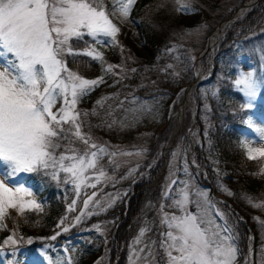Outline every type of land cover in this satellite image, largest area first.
Segmentation results:
<instances>
[{
  "label": "snow or ice",
  "instance_id": "6c2138e0",
  "mask_svg": "<svg viewBox=\"0 0 264 264\" xmlns=\"http://www.w3.org/2000/svg\"><path fill=\"white\" fill-rule=\"evenodd\" d=\"M136 2L118 0L124 17L130 16ZM181 8L194 10L191 4L181 5ZM110 15L106 0H0V157L15 161L16 167L10 175L40 170L47 174L51 170L52 178L56 180L60 173H64L63 182L71 183L77 193L82 186L95 189L102 180L109 179L100 165L105 156L110 157L109 163H113L111 157L116 153H110L103 145L90 143V136L82 131V114L77 110L79 101L103 84L104 77L79 75L68 67L67 58L86 55L103 60V53L92 48L76 49L73 41L83 40L87 35L100 43H103L101 37H110L113 43H117L120 28ZM120 67L108 64L107 71L120 75L114 72ZM179 75L178 72L173 73L174 77ZM233 84L246 97V102L240 103L239 109H252L253 101L261 90L255 70H241ZM246 123L264 141V128L251 119ZM73 130L74 137L86 146L82 154L62 143L70 141L69 133ZM62 147H65V152L57 155V149ZM242 147L249 160L264 157V148L251 147L247 140L242 142ZM123 154L132 155L130 152ZM171 183L175 185L178 181L172 180ZM223 190L233 194L227 188ZM96 195L93 192L87 196L83 201L84 209ZM195 195L197 199L190 200L186 187L183 198L173 202L179 214H163L162 223L167 230L162 234L160 248L164 250L167 264H236L237 247L234 235L230 234L232 230L222 227L209 215L211 202L202 198L204 194ZM26 197H33L32 189L23 184L10 187L0 181V228L7 227L4 220L9 210L20 214L26 209L42 210L34 198ZM99 203L96 201L97 205ZM190 204H195L196 212L189 210ZM74 205L75 201L69 205V210ZM83 215L82 212L75 218L77 224ZM65 219L61 218L57 225L63 232L69 231L68 227L61 228ZM144 231L141 229V235ZM59 234L57 232L48 239L56 240ZM32 242L29 238L28 243ZM141 242L138 238L135 243ZM9 243L13 246L19 243L14 232L4 240L5 245ZM3 250L0 247V251ZM49 251L42 248L41 255L48 264H52ZM142 251L134 249V257ZM10 255L15 258L17 250L12 249ZM5 264H17V261L6 259ZM64 264H71V261Z\"/></svg>",
  "mask_w": 264,
  "mask_h": 264
},
{
  "label": "rangeland",
  "instance_id": "374dc122",
  "mask_svg": "<svg viewBox=\"0 0 264 264\" xmlns=\"http://www.w3.org/2000/svg\"><path fill=\"white\" fill-rule=\"evenodd\" d=\"M138 1L139 0H137V2ZM123 2L126 3V0H123ZM256 3L257 0H223L221 7L226 8L231 6V4H235L238 8L234 6L237 9L236 13L230 20H224L223 22H220V20H217L215 17L213 19H206V16L202 13V9L198 7L192 6L194 10L187 11L181 8V5L186 3H182L178 6V16L183 25L191 30L190 34L186 36V38H188V44H182V48L187 49L193 57H196V54L203 46H205L203 52L206 51L205 49L208 41H210V46H208V50L205 52H209L210 54L206 57L209 60L207 70L202 72L200 54L196 58L197 64H195L193 69L194 73L199 72L197 81L201 79L197 91L198 95H196L197 98L192 95L194 88L192 89V87H190V89H188L190 100L187 102L186 108L193 109L191 112L192 117L196 113L194 111L195 105L193 104L195 99L198 100L201 98L203 100V113L210 114L211 103L208 99L219 100L222 98L224 95L223 86L226 84L239 91L233 84L234 79L238 77L241 70L245 72L251 71L249 69L254 66V60L251 58L250 54L244 50L240 42L236 44L232 55L229 53L217 55L214 46L218 38L226 32L227 27L233 20L243 16V14ZM135 5L132 8L130 16L124 17L119 10L120 4L118 0H109L108 11L111 14L110 18L119 28L120 25L126 27L128 33L127 39L137 47L140 57L145 60H153L158 56V50L154 46H148L144 43V38L137 25V21L132 17ZM218 26L220 28L219 34L217 30ZM251 27L253 33L259 34L264 31V9ZM116 40L121 41L126 40V38H123V36L120 37L117 34ZM120 46L122 48L121 60L124 61L126 58L131 57L128 56V53L133 54L131 44L129 42L127 44L124 41L120 42ZM129 48L130 50H128ZM253 49L256 50L257 58L259 59V62L254 66L257 67L255 69V77L261 82V90L258 97L253 101V109L257 107L256 103H261L263 109L261 111L253 110L247 120L251 119L257 126L264 128V79L260 75H256L264 69V38H261ZM103 60L105 62L104 71L96 77L103 76L105 82L96 87L90 94L83 97L77 105V110L82 114V131L90 136V143L95 142L98 145H103L107 147L110 153L115 152L116 155L111 157L114 161L113 163H109L110 157L105 156L100 165L109 177L107 181L102 180L95 189L82 186L79 190L78 194H83L81 201H78L77 198L73 200L75 204H78L76 217L80 216L82 212L84 213L83 216H85L89 215V213L96 214L105 211L127 192L132 182H142L148 175L150 168L160 163L161 167L159 172L154 175L152 179L153 182L146 186L145 194L143 198H141L138 209L132 215L128 238H126L125 243L121 246V249H127L128 264H137V262L138 264H167L164 250L160 248V242L163 239L162 234L167 230L166 225L162 223L163 214L164 212L169 213V215L179 214V210L174 206L173 202L183 198V191L186 187L189 191L190 200L194 201L197 199L196 193H202L204 194L202 198L210 200L211 206L209 208V215L222 227L226 228L224 223H227L229 220L226 209L231 210L236 218L242 221L248 220L234 202L223 194L218 195V197L215 196L212 193L211 187L202 186L190 170L187 161L188 155L192 144L195 143L194 141L197 138L193 135L192 128L190 127L187 135H183V133L178 134V130L181 126V121L179 122L180 109L179 105H177L178 103L170 104L166 112L168 115L165 114L167 109L166 99L170 93H168V90H172L171 88L175 83H173L174 81L170 83L169 86H166L164 91L158 90L160 87H155L156 82L164 81V77L167 76V73H161V71L152 73L151 69H148L143 81L132 84L135 88L146 85V89H148L146 91L148 92L141 95L128 90L127 85L130 83L128 77L131 75L130 71L132 70L130 67L121 64L122 62H115V64L105 56H103ZM165 61V63L168 64L169 59ZM216 63L224 70V73L221 74L222 83L218 82V80L211 81L208 77L210 76V69L213 68ZM108 64L121 65L120 68L114 69V72H119L120 75L108 72ZM69 68L75 71L71 67ZM183 73H185V77H183L182 80L186 82L190 81V77H187L189 74L186 72ZM173 78L175 80V77ZM213 93H216V95L214 96ZM238 93H240V97L242 98V101L238 102L239 107L240 103L246 102V97L242 92L239 91ZM88 99L90 101H88ZM58 106L59 105H57V107ZM164 116L165 121H162ZM177 116L179 118H177ZM174 118H176V122ZM204 131H209L208 126L205 127ZM69 137L70 141L62 142L65 147L70 150L75 149L77 154H82L86 150V146L74 137V130L73 133H69ZM206 137L207 142L205 148L207 154L214 160L215 164L219 165L220 181L226 184L231 178L237 176L224 165L223 161H219V152L212 144L213 139L211 135L208 134ZM241 140L242 142L247 140L250 146L254 148L264 146V141L259 139L255 129L250 127L248 123H246V128ZM174 141L175 143H173ZM65 147L57 149V155L65 152ZM167 149L170 151L167 152ZM129 152L132 153V155L123 154ZM68 154H71V152L69 151ZM163 159L165 164L162 161ZM185 161L187 162L186 164ZM12 162L15 164V161ZM185 167L187 168L186 172ZM202 170L204 171L203 173H205V169L203 168ZM0 175L2 174L0 173ZM172 180H177L178 183L173 185L171 183ZM92 182H94V180L89 181V183ZM185 182H187V185ZM7 183L9 186H19L9 181H7ZM69 184L77 194L75 187L71 183ZM93 192H96L97 195L94 197L92 203L89 204V207L84 209L83 201L87 199V196L92 195ZM37 197V194L33 191V197H26V199L34 198L39 202ZM96 201L100 202L99 205L96 204ZM222 203L224 206H227L226 209ZM189 210L196 212L197 209L195 204H190ZM216 210H219V212ZM219 213H223V215L221 216ZM73 220H75V218ZM113 223L114 220L110 217V219L107 220L94 222L92 226L96 231L105 235L109 232ZM247 224L251 225L249 220ZM16 227H18V225ZM141 229L145 230L143 235H141ZM248 231L249 240L253 238V233L249 227ZM11 232V234H13V232L16 233L17 231L12 230ZM11 234L8 233V236ZM15 238L19 241L16 234ZM138 238L142 242L136 244L135 242ZM79 242L80 240L63 241L59 247H55L60 248V250H56L54 255L48 252V255L52 259V264H58V262L59 264H64L65 261L69 260L72 264L73 255L76 253ZM9 245V248H6L4 245L0 246L4 249L0 251V264H5L6 259H16L17 264H48L47 260L41 255V249L28 251L26 246L18 247L19 244L13 246L11 243H9ZM247 247H249L251 251V253L247 251L251 256L252 249L254 248L252 242H248ZM43 248L48 249V245L46 244ZM55 248L52 250L54 251ZM12 249L17 250L15 258L9 254ZM134 249H142L143 251L138 252L134 257ZM149 252L152 254L150 255ZM250 256L248 255V261ZM93 264H108L103 252Z\"/></svg>",
  "mask_w": 264,
  "mask_h": 264
},
{
  "label": "trees",
  "instance_id": "16d2710c",
  "mask_svg": "<svg viewBox=\"0 0 264 264\" xmlns=\"http://www.w3.org/2000/svg\"><path fill=\"white\" fill-rule=\"evenodd\" d=\"M108 2L106 0L107 10L109 9ZM222 2L223 0H139L132 16L138 22L145 44L158 48L159 55L154 60L145 61L140 57L137 47L127 39L126 27L120 24L118 35L123 36L127 41L116 40L117 43H113L110 37H101L100 40L103 43H100L95 38L86 35L83 40H74L73 47L80 50L92 48L103 53V56L114 63L122 62L121 64L136 69L135 72L130 71L131 75L128 77L130 81L129 88L134 87L132 84L143 81L148 69L152 68V71L156 72L158 67H161L164 63L163 61L169 59L171 64L168 63L167 65L172 67L169 68L164 65L163 70L167 71L169 82L174 81L175 84L171 88L174 90L175 87L177 88L185 82V80H182L185 77L183 72L188 73L190 76L187 77H190V79L193 77L195 65V57L187 49L182 48V44H188L186 36L190 34L191 30L183 25L178 16L177 6L181 3L191 4L201 8L206 19L215 17L220 20L229 16L236 7L235 4H231L226 8L221 7ZM259 2L227 27L226 32L217 40L214 46L217 54L230 52L235 42L240 41L245 49L254 58L256 57V50L253 48L261 38H264V32L253 33L251 27L264 9V0H259ZM124 41L131 44L133 54L128 53V56L131 57L122 61L120 42ZM209 55V52H207L201 58L203 71L209 65V60L206 58ZM67 64L76 72L88 78L102 74L105 66L104 60H95L86 55L68 57ZM219 68V65H216L209 78L222 83V76L218 73ZM174 72H181L179 77H175V80L173 78ZM262 75L264 76V70ZM223 87L224 95L222 98L219 100L208 99L211 103L208 121L212 123L210 130L215 138V144L219 147L220 161H223L224 165L234 172L237 177L231 178L226 184H223L219 178V165L214 164L206 154L203 128L207 117L202 112L203 100L201 98L194 100L198 117L195 134H197L198 140L190 157L206 168L208 177L215 182L216 191L234 202L250 221L255 239L253 264H264V157H258L254 161L247 158L242 147L241 129L245 128L249 109H239V93L234 91L228 84ZM141 88V86H138L137 90ZM194 95H197L196 90ZM88 101L90 100L88 99ZM191 120V111L188 109L184 114L183 127L179 133L186 135V129L191 124ZM3 167L7 178L13 182L24 183L35 191L42 210L26 209L23 214L15 210H9L4 220L7 227L0 228L1 242L5 240L6 234L13 228L17 231L18 239L28 245H30L28 243L29 238L32 239V243L49 244L63 238L69 239L80 236L81 240L76 253L73 255L72 264H93L102 252L108 264H128L127 249H121V246L128 238L132 215L138 209L141 198L145 194L146 186L153 182L154 175L159 172L160 163L150 168L148 175L142 182H132L127 192L105 211L82 216L78 224L73 220L76 218L78 204L76 203L72 210H69V205H73L74 198L81 201L83 194H76L69 183L63 182L65 179L64 173H60L59 178L54 180L51 170L47 174L40 170L35 173L26 172L10 175L15 169L13 164L6 160ZM191 167L198 172L199 181L202 184H207L198 168ZM224 188H227L233 194L229 195L227 191L223 190ZM224 207L227 208V206ZM226 212L229 217L226 226L232 230L231 234L235 237L237 247L236 264H248L249 231L247 225L236 218L231 210L226 209ZM64 217H66L65 223L61 228L68 227L69 231L67 232H63L57 227L61 218ZM110 217L113 218L114 223L105 235L93 228L92 224L94 222L107 220ZM17 225L18 227H16ZM57 232H60V234L56 240L48 239Z\"/></svg>",
  "mask_w": 264,
  "mask_h": 264
},
{
  "label": "clouds",
  "instance_id": "9594fccd",
  "mask_svg": "<svg viewBox=\"0 0 264 264\" xmlns=\"http://www.w3.org/2000/svg\"><path fill=\"white\" fill-rule=\"evenodd\" d=\"M256 148H264V146L256 147ZM0 181H4L5 184L7 183V177L0 175ZM10 187H16V186H10Z\"/></svg>",
  "mask_w": 264,
  "mask_h": 264
}]
</instances>
